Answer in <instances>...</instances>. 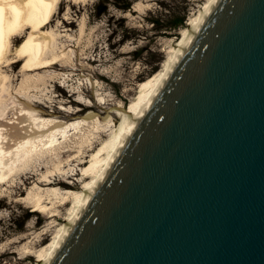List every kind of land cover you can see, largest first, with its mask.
<instances>
[{
  "label": "water",
  "instance_id": "obj_1",
  "mask_svg": "<svg viewBox=\"0 0 264 264\" xmlns=\"http://www.w3.org/2000/svg\"><path fill=\"white\" fill-rule=\"evenodd\" d=\"M42 264H264V0H210Z\"/></svg>",
  "mask_w": 264,
  "mask_h": 264
},
{
  "label": "rangeland",
  "instance_id": "obj_2",
  "mask_svg": "<svg viewBox=\"0 0 264 264\" xmlns=\"http://www.w3.org/2000/svg\"><path fill=\"white\" fill-rule=\"evenodd\" d=\"M206 1L62 0L53 15L52 26L46 31L58 30V49L61 46L59 50L65 48L66 51L63 58L60 56L59 64L65 68L44 72L47 80L40 82L39 91L32 93V97L23 95L37 105L41 118L56 119L57 123L68 126L67 135L57 136L60 137L55 146V154L59 153L57 165L48 162L45 166L51 157H41L45 172L55 169L54 172L60 173L55 176L56 181H65L69 186L72 182L82 185L85 164L91 159V152L87 151L90 142L106 127V132L101 133L103 138L110 137L112 128L120 129L123 109L129 110L140 93L141 83L163 68L183 30L198 16ZM17 46L13 42L10 47L15 50ZM20 69L19 66L16 70ZM88 115L99 117L96 123L100 127H94L93 123L92 126L87 124L88 127L81 124L83 129L76 128L78 135L74 134L72 124L77 125ZM67 149H73L74 154L61 155ZM72 156H77L74 161ZM84 159L86 162L81 163ZM56 166L62 168L56 169ZM37 168L29 165L26 170L33 172ZM11 180L0 189V195H5L0 198V264H33L37 256L30 259L25 256L30 252L36 254L40 248H31L34 241L40 238V243L50 241L70 211L64 207L56 221H47L46 214L33 211L34 207L25 201L33 184L24 183L19 173ZM56 187L66 191L60 185ZM47 188L45 186L44 190L51 189ZM47 228L50 229L48 235H43Z\"/></svg>",
  "mask_w": 264,
  "mask_h": 264
},
{
  "label": "bare ground",
  "instance_id": "obj_3",
  "mask_svg": "<svg viewBox=\"0 0 264 264\" xmlns=\"http://www.w3.org/2000/svg\"><path fill=\"white\" fill-rule=\"evenodd\" d=\"M61 3L62 0H0V189L6 186L11 178L19 173L24 183L33 184L32 191H29L27 196H25V201L34 207L33 211L46 214V220H52L53 222L61 215L64 207L69 208L70 211L68 216L64 218V222L62 221V226L56 231L57 233L54 234L50 241L40 243L42 239L40 238L36 239V242L34 241L33 246L31 245V248L40 246L36 254L30 252L25 256L26 259H30L31 256H37L33 264H42L48 260L59 239L65 233L68 223L74 219L77 210L84 204L87 189L104 168L117 143L120 141L124 127L131 118L137 119L140 116L150 97L162 85L166 74L172 68V61L178 45L185 39L190 27L199 17L198 14L189 23V27L183 30L182 37L177 42L174 50H172L173 54L171 57L164 63L163 68L141 83L140 93L130 104L129 110L123 109L120 129L114 130L112 128L110 137L107 138H103L101 135L102 132H106L107 127L101 128L102 130L99 129V137L97 136L96 140L90 142L91 144L87 150L91 152L90 161L86 162L85 159L80 161L87 164H85L86 171L81 180L82 185L79 186L78 182H72V185L69 186L65 181H56L55 176L59 171L54 172L55 169H51L45 172L44 165L40 162L42 156L50 155L51 158L45 162V166L48 162L57 165L58 160L56 157L59 153L55 154V146L58 143V138H60L57 136L58 134L64 136L68 126L57 123L56 119L48 121V119L45 120L46 118H41L42 115L38 112L37 105L23 98V95L31 96L32 93L35 94V92L39 91L41 88L39 84L42 85L47 80L43 75L44 72L65 68L64 65L59 64L60 56L63 58L66 51L65 48L59 50L61 46L58 49V43L60 42L58 41L60 39L58 38L60 34H57L58 30L57 32L54 29H50V32L46 31V28L48 29V27L52 26L53 15L57 12L56 8ZM209 3L210 0H207L201 12L208 7ZM82 30L84 31L83 27ZM72 37L69 38L72 39ZM13 42L18 45L15 50L10 47ZM19 66L21 69L17 71L16 69ZM52 78L51 76L50 79ZM91 116L93 115H88L86 118L79 120L77 125L72 124V129L76 130L74 134L77 133L76 135H78L77 129L81 128L79 126L81 124L88 127L87 124L91 123V126L94 124V127H100L96 123L100 121H98L99 117ZM73 151V149H67L61 155H70ZM76 157L72 156V161ZM80 158L82 157L80 156ZM29 165L38 168L33 172L28 171L26 169H28ZM40 165L41 167H39ZM61 168L57 167L56 169ZM22 170L26 171L22 172ZM56 185H60L61 188L64 187L66 191H62ZM45 186L51 189L45 191ZM3 196L5 195H0V198ZM71 203L72 206L70 205ZM57 210L59 212H55ZM49 231L50 229L47 228L43 232L44 234L42 232L41 234L48 235Z\"/></svg>",
  "mask_w": 264,
  "mask_h": 264
}]
</instances>
